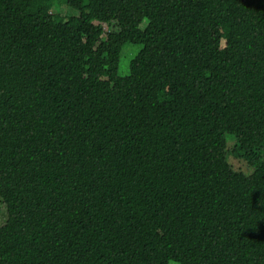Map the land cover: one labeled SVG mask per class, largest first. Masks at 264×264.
Wrapping results in <instances>:
<instances>
[{
	"label": "trees",
	"instance_id": "16d2710c",
	"mask_svg": "<svg viewBox=\"0 0 264 264\" xmlns=\"http://www.w3.org/2000/svg\"><path fill=\"white\" fill-rule=\"evenodd\" d=\"M66 4L0 0V264H264V0Z\"/></svg>",
	"mask_w": 264,
	"mask_h": 264
},
{
	"label": "rangeland",
	"instance_id": "374dc122",
	"mask_svg": "<svg viewBox=\"0 0 264 264\" xmlns=\"http://www.w3.org/2000/svg\"><path fill=\"white\" fill-rule=\"evenodd\" d=\"M53 2L52 12L56 15V17H60L62 19H69L71 17H76L78 12L73 8L69 7L66 4V0H51ZM141 47L139 45H124L120 55V63L118 74L120 76H126L129 72V63L130 60L139 52ZM235 139L232 136H227V161L230 164L231 168L235 171H240L245 175H250L253 171V168L248 165L246 160L235 157L232 154V150L234 147ZM7 219V213L5 206L0 204V226H2ZM170 264H175L171 262Z\"/></svg>",
	"mask_w": 264,
	"mask_h": 264
}]
</instances>
